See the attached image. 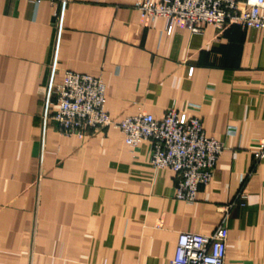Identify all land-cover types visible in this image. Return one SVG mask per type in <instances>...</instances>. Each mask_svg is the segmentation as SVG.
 Listing matches in <instances>:
<instances>
[{
    "label": "crops",
    "instance_id": "0c3cea01",
    "mask_svg": "<svg viewBox=\"0 0 264 264\" xmlns=\"http://www.w3.org/2000/svg\"><path fill=\"white\" fill-rule=\"evenodd\" d=\"M0 0V264H170L181 233L228 219L225 264H264V30L145 27L141 0ZM161 2L162 0H152ZM65 72L101 78L115 121L175 109L225 150L197 201L113 127L63 136L48 99Z\"/></svg>",
    "mask_w": 264,
    "mask_h": 264
},
{
    "label": "built area",
    "instance_id": "2783aa9c",
    "mask_svg": "<svg viewBox=\"0 0 264 264\" xmlns=\"http://www.w3.org/2000/svg\"><path fill=\"white\" fill-rule=\"evenodd\" d=\"M66 4L67 0L55 3L58 35ZM136 8L145 27L158 17L164 18L168 34L174 28L200 34L207 26L218 30L225 26L264 30V0H141ZM54 69L53 65L47 96L54 97L57 104L51 120L61 135L86 139L113 127L124 135L125 144L131 150L148 143L151 167L155 171L170 170L178 176L176 199L188 204L197 201L200 188L213 180L215 167L225 150L222 142L206 137L201 118L186 119L175 109H169L161 119L139 113L115 121L105 111L106 86L101 78L65 72L63 81L55 85L52 83ZM256 159L258 163L264 161V140L259 144ZM239 197V203L223 209V217L211 234L181 233L170 264H225L230 212L237 204L244 205V195Z\"/></svg>",
    "mask_w": 264,
    "mask_h": 264
}]
</instances>
